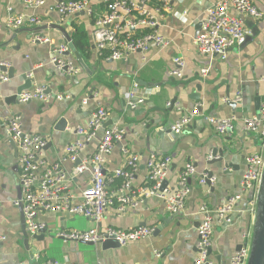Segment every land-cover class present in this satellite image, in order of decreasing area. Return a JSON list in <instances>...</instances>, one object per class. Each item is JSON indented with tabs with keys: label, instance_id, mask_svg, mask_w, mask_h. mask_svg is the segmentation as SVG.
<instances>
[{
	"label": "crops",
	"instance_id": "1",
	"mask_svg": "<svg viewBox=\"0 0 264 264\" xmlns=\"http://www.w3.org/2000/svg\"><path fill=\"white\" fill-rule=\"evenodd\" d=\"M57 1L45 0L42 5L27 7L24 0H0V63H6V69L13 72L0 85V238H5L0 242V264H21L27 257L22 245L25 221L18 204H14L21 193L19 150L6 132L8 118L13 114L21 118L24 132L48 139L42 150L44 156L51 162L60 160L69 175L75 164L95 152L104 128L120 129L122 139L115 141L105 156L104 170L110 175L123 163L122 148L139 154L140 161L128 188L121 190L120 178L109 183L108 190L114 196L136 193L144 185L150 157L170 158L162 191L169 195L178 190V175L184 165L192 163L195 167L183 210L176 214L166 211L162 199L155 196L121 211L110 206L98 224L79 214L40 211L37 221L51 230L40 242L44 263L54 260L55 264H194L198 257L197 227L203 218L200 207L213 209L239 193L247 169L246 158L264 155L263 140L242 128L243 120L256 115L264 104V0H250L262 17L246 19L245 42L226 51L224 57L200 55L194 44L203 10L219 0H174L168 9L157 13L159 0H151L147 9L157 17L154 29L168 43L162 48L151 43L143 53H132L126 60L98 55L94 46L93 22L105 9L103 0H89L93 16L77 12L62 21L55 9ZM18 15L36 17L40 23L26 20L18 27H9L8 17ZM58 22L80 59L66 41L61 42V32L52 26ZM146 30L151 29L138 27L134 32ZM74 34L82 38L86 51L76 46ZM60 45L66 50L59 57L72 61L78 68L72 75L51 62ZM176 56L184 59L181 77L169 73ZM203 67L207 68L204 75L200 74ZM21 74L32 80L30 88L23 91L42 87L52 98L48 102H19L18 96L17 100L11 99L23 83ZM130 91L144 99L133 108L128 105ZM58 94L68 98L56 100L54 95ZM168 101L177 105L167 106ZM196 104L198 114L180 133L172 132L173 123L182 115H189ZM97 106L106 109L107 119L95 136L85 142L75 160H67L65 147L82 138L76 129L87 126ZM208 116L230 117L233 128L221 134L207 121ZM61 119L64 124H58ZM202 172L211 173L213 182L200 184ZM68 182L69 190L77 195L88 186L89 175L70 176ZM258 190L259 184L242 191L230 223L214 218L208 263L203 264H230L240 247H246L249 253L255 214L249 204L255 205ZM95 226L100 231L107 227L125 230L138 226L153 230L147 237L106 248L101 242L64 241L57 236L60 231Z\"/></svg>",
	"mask_w": 264,
	"mask_h": 264
},
{
	"label": "built area",
	"instance_id": "2",
	"mask_svg": "<svg viewBox=\"0 0 264 264\" xmlns=\"http://www.w3.org/2000/svg\"><path fill=\"white\" fill-rule=\"evenodd\" d=\"M45 0H24L27 7L42 5ZM151 0H103L105 9L94 17V46L98 55H104L109 59H124L135 52H144L151 43L157 47H165L167 40L159 35L154 29L157 26V17L147 9ZM174 0H159L160 9H168ZM56 12L62 21L66 17L83 11L93 16L94 9L89 0H59L55 6ZM262 13L250 0H219L206 7L200 21V31L194 39L197 52L200 55L225 56L226 51L241 46L248 35L245 27L247 18L260 19ZM39 24L36 17L24 18L22 15L9 16L7 24L9 27H18L24 21ZM138 27L150 28L151 30L135 34ZM46 40V39H44ZM38 38V41H44ZM66 50L64 45L55 49L51 62H56L60 67L66 66L67 72L72 75L78 68L70 60L59 57ZM6 67V63H0ZM184 59L180 56L173 58V67L170 74L176 77L182 76ZM207 68H201L200 74L204 75ZM8 79L7 72L0 70V85ZM52 96L44 91V88L37 87L31 91H22L18 95L19 102H27L38 99L48 102ZM56 100L68 98L67 95H54ZM143 97H135L133 91L129 93L128 105L130 108L143 102ZM175 103L168 101L167 106H174ZM177 105V103L175 104ZM199 105L188 113L182 115L170 127L174 133H180L187 125L191 117L198 114ZM108 117L106 109L97 106L85 127H78L76 133L81 135L69 143L64 150L67 160L74 161L77 153L84 147L85 142L90 141L97 130L102 127ZM207 121L221 134L229 132L233 128V121L230 117H206ZM243 130L252 133L255 137L263 140L264 143V104H261L256 115L243 120ZM6 132L16 143L19 150V182L21 187V198L15 200L14 204H22L25 226L28 233L32 234L45 228V224L37 221L36 216L40 211L67 212L79 214L100 223L103 213L110 206H117V210L125 207H137L144 198L155 196L162 199L164 208L169 213H179L183 210L185 198L190 192L189 178L195 174V167L192 163H186L178 175V190L174 194L163 193L160 186L168 171L170 158L150 157L146 162L147 176L143 186L138 187L136 193L114 196L108 190V185L114 178L122 179L121 190L129 187L133 175L138 168L140 155L122 148L124 154L123 163L113 169L108 175L104 170L105 156L113 148L115 141L122 139V131L116 127L104 128L95 152L86 160L73 166L71 175L63 169L60 160L51 162L46 159L42 150L48 139L37 134L24 132L21 118L18 115H11L6 124ZM247 169L240 182V192L225 199L219 206L208 209L205 205L200 207L203 218L197 227V249L198 257L194 264L208 263V249L210 247L214 218L230 223L231 214L234 211L236 202L241 199L242 191L246 188H254L260 183V174L264 166L263 157L251 155L246 158ZM83 173H88V186L75 195L69 190L68 178ZM208 172L200 173L198 182L205 184ZM208 181L213 182L212 177ZM251 211L255 210L254 204H249ZM152 228L138 226L134 229H118L107 227L100 231L97 226L88 230L60 231L57 236L64 241H82L87 243H98L107 238L115 239L118 244L125 245L128 242L136 241L151 234ZM5 238L1 237L0 242ZM248 249L240 247L230 259V264H246ZM121 264V263H117Z\"/></svg>",
	"mask_w": 264,
	"mask_h": 264
},
{
	"label": "water",
	"instance_id": "3",
	"mask_svg": "<svg viewBox=\"0 0 264 264\" xmlns=\"http://www.w3.org/2000/svg\"><path fill=\"white\" fill-rule=\"evenodd\" d=\"M83 14V11L80 12ZM60 23H56L52 25L54 28L58 29L63 38L62 41H66L68 48L75 53L78 59H80L79 55L75 52V48L71 43V39L66 33L64 27L59 25ZM58 65V63H54ZM1 71H6L8 78L13 76V72L11 69H6L4 66H0ZM62 70L65 72L67 71L66 66H62ZM21 78L23 80L22 85L18 86L16 89V95H13L11 99L17 100V94H20L23 90L30 88L32 80L29 79L25 74H21ZM64 119H61L58 124H64ZM80 163V162H79ZM79 163L75 164L78 165ZM211 173H208L207 178L205 179V184H209L208 178L211 177ZM165 181L163 180L160 190L165 188ZM18 200L21 198V193L19 192L17 195ZM19 209L22 212V204L19 202L18 204ZM23 213V212H22ZM24 221V216L22 218ZM23 248L27 253L26 259L21 264H55V261L50 260L47 263H44L41 259V254L44 250V247L40 246V242L43 241L44 236L46 233L50 234L51 230L47 228H43L38 230L35 233L28 234L25 228V224L23 222ZM33 242L36 244L33 245ZM104 248L106 247H117L119 244L113 238H107L105 240L100 241ZM59 264V263H56ZM246 264H264V166L261 173L260 183H259V190L255 199V214H254V223L252 229V238L250 243V249L247 257Z\"/></svg>",
	"mask_w": 264,
	"mask_h": 264
},
{
	"label": "trees",
	"instance_id": "4",
	"mask_svg": "<svg viewBox=\"0 0 264 264\" xmlns=\"http://www.w3.org/2000/svg\"><path fill=\"white\" fill-rule=\"evenodd\" d=\"M74 38H75V44L76 46L82 50V51H86V45L84 44L82 38L79 35H75L74 34Z\"/></svg>",
	"mask_w": 264,
	"mask_h": 264
},
{
	"label": "bare ground",
	"instance_id": "5",
	"mask_svg": "<svg viewBox=\"0 0 264 264\" xmlns=\"http://www.w3.org/2000/svg\"><path fill=\"white\" fill-rule=\"evenodd\" d=\"M28 102V101H27Z\"/></svg>",
	"mask_w": 264,
	"mask_h": 264
}]
</instances>
